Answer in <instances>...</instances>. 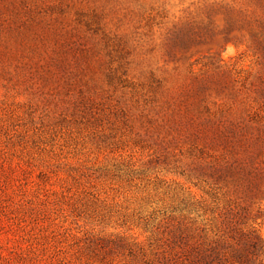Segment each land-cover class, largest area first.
<instances>
[{
  "label": "rangeland",
  "instance_id": "1",
  "mask_svg": "<svg viewBox=\"0 0 264 264\" xmlns=\"http://www.w3.org/2000/svg\"><path fill=\"white\" fill-rule=\"evenodd\" d=\"M262 25L264 0H0V264L203 222L242 158L215 128H264Z\"/></svg>",
  "mask_w": 264,
  "mask_h": 264
},
{
  "label": "trees",
  "instance_id": "2",
  "mask_svg": "<svg viewBox=\"0 0 264 264\" xmlns=\"http://www.w3.org/2000/svg\"><path fill=\"white\" fill-rule=\"evenodd\" d=\"M255 48L261 55L264 80V25L255 36ZM252 120L215 128L222 130L220 138L230 145L243 141L242 158L236 166L211 169L214 180L206 192L210 203L204 209L207 218L203 222L179 224L166 238L155 239L147 251L129 246L123 239H87L86 253L101 258L100 264L115 257L122 258V264H264V214L255 209L264 198V165L260 161L264 128Z\"/></svg>",
  "mask_w": 264,
  "mask_h": 264
}]
</instances>
